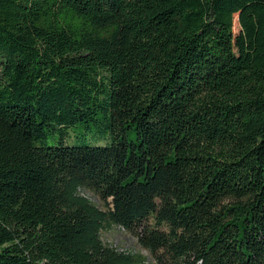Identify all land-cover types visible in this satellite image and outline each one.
I'll return each instance as SVG.
<instances>
[{
	"label": "trees",
	"instance_id": "trees-1",
	"mask_svg": "<svg viewBox=\"0 0 264 264\" xmlns=\"http://www.w3.org/2000/svg\"><path fill=\"white\" fill-rule=\"evenodd\" d=\"M112 228L264 264V0H0V264H148Z\"/></svg>",
	"mask_w": 264,
	"mask_h": 264
},
{
	"label": "rangeland",
	"instance_id": "rangeland-1",
	"mask_svg": "<svg viewBox=\"0 0 264 264\" xmlns=\"http://www.w3.org/2000/svg\"><path fill=\"white\" fill-rule=\"evenodd\" d=\"M70 135H72V133H70ZM71 140H72L71 136H70V138H66V142H69ZM87 197L93 203L100 206V203L96 197H94L93 195H91L89 193L87 194ZM101 239L104 243H107V244L111 245L112 247H117L118 249L123 250V251L142 255L143 257H145L146 262L148 264H154L153 259L149 255V253H147V251L142 249L138 245L135 237H133L131 234H129L127 232L121 231V230L116 229V228H112L108 231L103 232L101 234Z\"/></svg>",
	"mask_w": 264,
	"mask_h": 264
}]
</instances>
